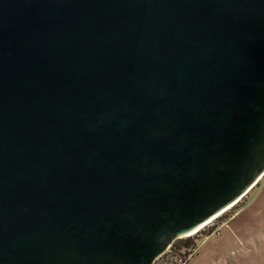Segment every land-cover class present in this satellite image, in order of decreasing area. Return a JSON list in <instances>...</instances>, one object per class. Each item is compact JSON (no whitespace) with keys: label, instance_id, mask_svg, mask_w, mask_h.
Returning <instances> with one entry per match:
<instances>
[{"label":"water","instance_id":"95a60500","mask_svg":"<svg viewBox=\"0 0 264 264\" xmlns=\"http://www.w3.org/2000/svg\"><path fill=\"white\" fill-rule=\"evenodd\" d=\"M264 176V0H0V264H155Z\"/></svg>","mask_w":264,"mask_h":264},{"label":"crops","instance_id":"0c3cea01","mask_svg":"<svg viewBox=\"0 0 264 264\" xmlns=\"http://www.w3.org/2000/svg\"><path fill=\"white\" fill-rule=\"evenodd\" d=\"M222 222L224 226L221 233L215 235L218 239L214 243L208 244V249L203 250L200 257L202 264H226L219 254L224 249H227L229 256H233L236 249H245L244 251L249 254L252 249V239L264 232V187L256 191L252 200L244 208L231 217H226ZM213 237L214 235L211 236V238ZM211 238L204 239L211 241ZM197 258H199V253L193 261ZM227 264L242 263L229 260Z\"/></svg>","mask_w":264,"mask_h":264},{"label":"rangeland","instance_id":"374dc122","mask_svg":"<svg viewBox=\"0 0 264 264\" xmlns=\"http://www.w3.org/2000/svg\"><path fill=\"white\" fill-rule=\"evenodd\" d=\"M264 187V176L263 178L257 183V185H255L252 190L244 197L241 199V201H239L235 207H233L229 212H226L225 214L227 215V217H231L232 215L236 214L239 210H241L242 208H244L248 202H250L253 198V196L255 195L256 191H258L259 189ZM224 214V215H225ZM223 215V216H224ZM211 226L207 225L200 233H197L195 236H192L193 239L195 240H199V245L200 248L198 249V253H199V258L195 259V261H193L194 259L192 258L190 260V264H202L200 257L203 253L204 249H208L207 245L212 244L215 242L216 239H218V237H214L211 238V241H207L204 238H206L209 233L212 232V228H210ZM191 238V237H189ZM188 236L179 239V240H175L173 245L177 244V245H182V243H185L188 239ZM252 249L249 252V254H247L244 250L242 249H236L234 250L233 256H229L228 251H226L227 249H224L222 251L219 252L221 258L223 260H225V263L227 264V262H229V260H235L236 261H240V263L242 264H264V232L259 235L256 236L255 238L252 239ZM200 259V260H199ZM199 260V261H198ZM201 262V263H199ZM155 264H164L162 259H159L155 262ZM189 264V263H188Z\"/></svg>","mask_w":264,"mask_h":264},{"label":"built area","instance_id":"2783aa9c","mask_svg":"<svg viewBox=\"0 0 264 264\" xmlns=\"http://www.w3.org/2000/svg\"><path fill=\"white\" fill-rule=\"evenodd\" d=\"M223 215H221L220 217H222ZM220 217H217V219H215V221H213L211 224L210 223L208 224V226L209 225L211 226L210 228H212V232L209 233V235L206 238L211 237L213 235H218L219 233H221L222 228L224 226L223 222L220 225L216 226V222L218 221V219ZM195 235L196 234H194V235L191 234L190 236H188V238L189 237L193 238L192 236H195ZM172 247H173V245H172ZM199 248H200L199 243H197V245L190 244V246L187 249H185V251L182 252L181 254H175L172 257H166L167 254H169L171 252V250L169 248V250L162 257L164 260V264H188L192 258L193 259L195 258V256L198 253Z\"/></svg>","mask_w":264,"mask_h":264},{"label":"trees","instance_id":"16d2710c","mask_svg":"<svg viewBox=\"0 0 264 264\" xmlns=\"http://www.w3.org/2000/svg\"><path fill=\"white\" fill-rule=\"evenodd\" d=\"M226 217H227L226 214L224 216L220 217L218 219V221L216 222V226L220 225L222 223V220H224ZM197 243H199V240L189 238L185 243H182V245L175 244V245H173L172 248H170L171 252L169 254H167L166 257H172L175 254H181L182 252L185 251V249H187L190 246V244L197 245ZM162 260H163V258H162ZM163 262H164V260H163Z\"/></svg>","mask_w":264,"mask_h":264},{"label":"bare ground","instance_id":"6f19581e","mask_svg":"<svg viewBox=\"0 0 264 264\" xmlns=\"http://www.w3.org/2000/svg\"><path fill=\"white\" fill-rule=\"evenodd\" d=\"M239 202V201H238ZM237 204V203H236ZM236 204L235 205H233L227 212H229L233 207H235L236 206ZM226 213V212H225ZM224 213V214H225ZM223 215V214H222ZM220 217V216H219ZM215 219H217V218H215ZM215 219H212L211 221H209L208 223H206L205 225H203V226H201L197 231H195L194 233L192 232L191 234H197V233H199V232H201L209 223L211 224L213 221H215Z\"/></svg>","mask_w":264,"mask_h":264}]
</instances>
